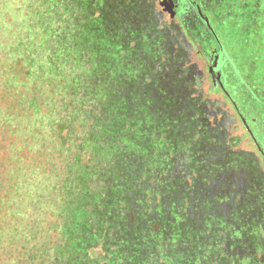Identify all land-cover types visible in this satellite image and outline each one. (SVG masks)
Listing matches in <instances>:
<instances>
[{"label": "rangeland", "instance_id": "374dc122", "mask_svg": "<svg viewBox=\"0 0 264 264\" xmlns=\"http://www.w3.org/2000/svg\"><path fill=\"white\" fill-rule=\"evenodd\" d=\"M162 8L0 0V264H264V158Z\"/></svg>", "mask_w": 264, "mask_h": 264}, {"label": "flooded vegetation", "instance_id": "af4514ba", "mask_svg": "<svg viewBox=\"0 0 264 264\" xmlns=\"http://www.w3.org/2000/svg\"><path fill=\"white\" fill-rule=\"evenodd\" d=\"M157 1L158 17L204 67L190 66L224 94L264 158V91L253 78L264 67V0Z\"/></svg>", "mask_w": 264, "mask_h": 264}, {"label": "trees", "instance_id": "16d2710c", "mask_svg": "<svg viewBox=\"0 0 264 264\" xmlns=\"http://www.w3.org/2000/svg\"><path fill=\"white\" fill-rule=\"evenodd\" d=\"M10 20V19H9ZM11 21V20H10ZM160 22V19H159V17H158V20H157V23H159ZM11 23H16V25H11L10 26V31H9V33L11 34V36H15L17 33L16 32H19V28H18V25H17V22L15 21V20H13V22H11ZM2 24H4V21L0 18V93L2 92V90H4V91H6L7 89H6V87L7 86H9L10 88L11 87H13V85H14V87H15V85L17 84V82H18V79H17V81L16 82H14L12 79V81L14 82V84L12 83V85H10L8 82H7V76H10L11 74L13 75V73H12V71L13 70H11V64L12 63H14L15 62V59L17 60V54L16 53H18V51H19V49L18 48H16L15 46L14 47H11V49H12V56L14 57V59L13 60H7V62L5 61V59H4V62H6L7 63V67L6 68H3V65H2V57L4 58V51H5V48H4V40H3V37H2ZM169 31H171L170 29H168ZM169 31H168V35L166 36V39L167 40H169ZM15 55V56H14ZM8 66H10L9 68H8ZM4 69H6L8 72H7V74L4 72ZM13 77H14V75H13ZM5 79V80H4ZM10 81V80H9ZM28 87H29V89H30V91H34V92H36V90H37V87H36V84H35V82L33 81V82H30V83H28V85H27ZM13 89V88H12ZM10 90V89H9ZM56 97H57V99L60 101V100H62L63 98V95L62 94H60L59 92H57L56 94ZM15 101H16V103H17V101H19V104L22 106V109L23 108H25V109H23V110H26L27 108H28V112H23V114H21V116L23 117H32L33 116V112L32 113H30V108L29 107H36V105H32V104H35L36 103V100H34V98H33V96H30V97H28V100H22V103H21V101L19 100V99H15ZM17 105V104H16ZM2 109V108H1ZM0 109V110H1ZM24 117H23V119H24ZM11 118H12V116H11ZM25 120V119H24ZM47 123H51V119L50 118H48L47 119ZM54 126H56V125H54ZM9 127V126H8ZM12 127H14V126H11L8 130L9 131H12V130H14V128H12ZM19 129V128H18ZM56 131H58V130H56ZM37 134V132H35V133H33V137H32V140H31V142L30 141H28L27 139H24L25 141H27L28 142V146L30 145V148L32 149L33 147H36V148H34V149H32V151L33 152H35L36 150V153L38 154V156H40L41 158H43L44 156H45V158L47 159V157H46V151H48V147H49V145H50V139L48 138V137H46V136H42V135H36ZM38 136V137H37ZM23 140H19V144H20V142H22ZM58 140H54V142L55 143H57L56 145H59V141L57 142ZM30 142V143H29ZM25 146V145H24ZM23 146V148H22V146L20 147V145H16V146H14L13 148H18L19 150L20 149H22V151L24 150V148H29L28 146L27 147H24ZM61 147V146H60ZM56 149V148H55ZM59 149V148H58ZM60 150V149H59ZM49 152V151H48ZM17 184V183H16ZM19 212L21 213V215H23V216H26L27 218H29V217H31V218H33L32 216H30V214L29 213H27L26 211H25V209H23V208H21L20 207V209H19ZM29 215V216H28ZM35 220V219H34ZM24 221V220H23ZM22 221V222H23ZM27 225V223H25V226ZM28 226V225H27ZM28 228L29 229H31L29 226H28ZM12 234H10L9 236H11ZM21 243V247H23V248H26V247H28L29 246V242H25V241H22V242H20ZM23 257H24V260L22 259V258H20V260H17V261H14L13 260V264H26L27 262H29L30 260H27L26 258H25V255L23 254Z\"/></svg>", "mask_w": 264, "mask_h": 264}]
</instances>
